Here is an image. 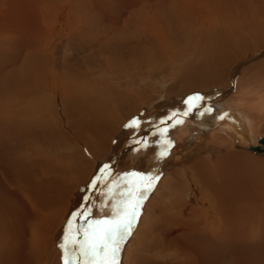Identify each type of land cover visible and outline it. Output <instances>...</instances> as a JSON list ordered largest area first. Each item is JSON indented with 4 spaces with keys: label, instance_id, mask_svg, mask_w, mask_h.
Segmentation results:
<instances>
[{
    "label": "bare ground",
    "instance_id": "1",
    "mask_svg": "<svg viewBox=\"0 0 264 264\" xmlns=\"http://www.w3.org/2000/svg\"><path fill=\"white\" fill-rule=\"evenodd\" d=\"M8 1H11L10 5L6 7L4 12H0V36L6 38L4 47L6 48V51L0 57V72L2 70H8L7 68H11L16 76L13 77L11 74L10 78L18 79L20 75L29 76L33 71V76L30 77H34L33 79H35V75H37L36 78L39 77V74L42 75L43 78L40 76V81L44 82L42 84L44 87L45 83L49 81L44 77L49 78L50 73L43 74L44 70L40 73V69H42V67L44 68L45 65V57L42 54L46 53V51H42V47L43 43H45V45L48 44L46 39L49 38V32H52L50 31V21L47 15H40L38 13V10L42 8L41 4H44V0ZM107 1L111 0H78V2L85 4L88 10L93 9L92 14L90 15H93L95 12L99 16H109L107 19H114V15L110 16L113 14V8L110 9L109 7L114 6L115 3H117L120 8V4H124L128 0H112L114 5H109V2V4H105ZM142 1L146 6L153 2H155V5L160 6L161 20L164 19L162 22H160L161 20L159 21L162 26L160 27L163 33L162 38L164 40L166 39V50L173 55L175 54V58L183 55L196 57L203 52H199V49L207 46L213 51L211 55H206L204 58L201 57L202 61L196 62L197 67L200 66L204 68V70L201 71L202 74H199L198 77L201 82L207 81L213 83L212 80L215 77L219 78L218 80L224 77L225 74L222 75L221 73L214 74V76L211 71L216 70V67L218 66L223 67L224 64L228 65L231 62L230 66H232L233 63L236 62L234 60L241 54V51L238 47V43L234 46V41L238 40L244 45H253L256 48L260 47L257 39L251 43L247 41V38L252 36V34L249 33L251 30L247 32L248 29L245 24H252L257 33L264 34V6L260 4L261 2L259 0H246L244 1L246 2L244 3L245 5L241 3L242 0H199V4L196 6L193 5L189 8L187 7L186 10L182 9L186 5H180V3L186 0H158V2L157 0ZM129 3H132V6H134L142 2L136 0L135 2H128L127 4L129 5ZM80 8H83L82 5H80ZM141 8L143 7L141 6ZM173 8L179 10H176L177 13H190L193 18L188 21L185 19L182 20L180 16L174 14V10H171ZM194 11L198 12L195 14ZM88 14L89 13L86 15ZM90 15L88 16L90 17ZM241 17H243V19H240L239 23L234 21L235 18ZM151 18H153V16ZM101 20L105 19L100 18L95 22L98 23L99 21L101 22ZM154 24L156 25V22ZM238 24V28L241 30L240 34H236ZM87 26L89 25L78 29V32L83 33L85 37H88V35H85L88 34L89 31H87ZM171 31L173 34L178 31L181 36H168L167 33H170ZM230 31H232L235 37H233ZM75 32L77 33V31ZM76 33L74 35H76ZM78 36L80 35L78 34ZM236 36H238V39H236ZM167 37H169L168 42ZM202 40L205 41V46L200 44ZM24 48L28 49L29 55L32 57L33 62L36 63L38 71L33 69L31 64L28 63L26 57L23 56L22 51ZM202 55H204V53H202ZM21 58L22 61L18 63ZM179 60L180 58L178 61ZM83 64L85 65L84 61H82V65ZM182 66H187L189 68V63L186 62V64ZM74 69L75 68L71 70L68 69L66 74L64 73V78L66 79L62 80V82L59 81L60 84H57L56 82V84L53 85L56 87L53 90L54 97L56 98L55 92L58 95L61 93V104L64 110H67L71 114H73V111L75 113V111L78 110L76 108L79 107L77 95L80 93L78 91L82 87L80 85L81 83L79 84L76 80L81 79V77L86 80L88 77L86 71L82 72L81 69H76L75 73ZM185 70L186 69H184V71ZM78 71H80V73ZM8 72L7 74H3V76L6 77ZM46 73H48V71ZM253 76L254 79L251 80L261 79L260 88L248 93L237 92L240 86L248 82L247 80H250ZM234 77L235 75L233 74L230 77L231 81L227 84L233 86L232 83L234 82L235 86L237 85L238 87L234 86L237 88V93L235 92L234 94L230 93L231 95H225V98L219 97L220 95L217 93L214 97L216 100L213 102L217 103L219 110L215 114L210 115L208 118L209 120H200V118H196V121H194L190 119V121H186L180 126H177V129L174 131L176 133L175 147L172 149V153L170 152L171 156L175 160L179 159V163L181 164H186L191 160L190 168L194 171L195 177L197 178L196 180L205 187L203 194L206 199L213 197V195L218 199L219 212L223 217V220L222 218L221 220L225 221L218 234L213 232L214 226L211 227L212 229L210 228L212 223L208 220V223H204V231H199L192 235L194 240L204 243L202 247L195 246L194 244L192 245L193 247H196L200 258L202 259V264H264V208L258 206V204L264 202V164L260 163L261 161H253L251 160L252 158L249 159L246 155L239 152H233L231 155H226V158L220 160L222 162L219 161L215 166H212L208 162L211 153H217L216 159L218 158L219 149L222 148L220 146V144L223 143L222 141H225L226 144L231 143L232 147L236 146L238 140L251 143L252 136L257 135L256 133L260 131V128H264V57L251 63V65L241 73L238 81L234 80ZM181 79L183 81V78ZM0 81L3 80L0 79ZM189 85L191 84L188 83V86ZM183 88H185V86ZM94 91H97V88H95ZM43 94L44 97L42 96L41 99L49 98V101L45 104V111L48 107H52L50 105L56 100H54L53 96H49L45 93ZM104 94L105 93H101L100 96L96 97H98V100L99 98H102L104 101L108 100L111 103H114V96L106 99ZM74 95H76L75 98L73 97ZM24 97L26 96H21L18 100H21ZM4 100H7L8 102L11 99L0 98V101L4 102H2V105L6 103L3 107L10 109L11 107L7 106V102ZM77 103L78 105H76L73 111L71 109L69 110V108H72V106ZM58 106H60L59 103ZM191 109L195 112L193 108ZM205 109H211V107L209 106ZM205 109H202V111L204 112ZM163 112H165V108L163 109ZM13 113L18 114L17 111ZM53 116L55 115H36L34 118H31L30 121H24V119H27L25 117L23 121L16 117L6 123L5 120H0V133L4 131L3 129L5 127H8L14 132L13 136L19 135L16 166L10 170H4L3 164L0 165V173L2 175L3 172L8 173L7 179L0 177V264H63L66 252L61 245L64 244L67 245V255L69 258L72 253H75L74 256H77V252L73 250L75 246L72 241L74 239H80V236H77L76 230L78 224L80 225L79 227L83 225V218L76 216L75 220L78 222L75 225H73V222H71L72 220L69 218L70 222L68 221V225L59 232L57 231L56 224L59 220L58 217L62 214V210L64 209V204L67 200L66 197L70 190L69 187L71 186L68 175L72 174V170L79 173L82 171V168L75 170V167L71 169L68 165H64V167L59 165L61 163L53 165L49 158H47L48 156L46 157L47 151L57 148L60 143L65 144L64 142H68V138L64 131L65 129L63 130L60 125H57L58 123L54 120L56 117ZM94 116L95 117L91 120H85L86 134L84 137L91 139V142H93V140L95 142L99 141L105 146L107 138L111 133H109L106 123L102 120V115L94 113ZM221 117H223V119H221ZM83 119L82 121L84 122ZM43 120H46L45 123L47 126L41 125V121ZM207 121H215L217 128L210 134L205 135V128L202 125L206 124ZM193 130L195 131L194 133H192ZM240 132L242 133V137L240 136ZM36 133L40 134L37 135ZM170 133V130H163L155 136L154 139L150 138V141L146 146L144 145L142 147L143 150L139 153L142 154V156L137 157V159L140 158L139 160H133L129 157V161L124 164V172L126 175L124 173L121 183L118 184V195L108 197V195L100 194L97 197L96 203L91 206L92 216L90 217V220L111 217V204L120 199L121 193L127 196L129 191L134 194L140 191H145L148 187H152L151 183H153V185L155 184L153 178L155 177L156 172H161V174L164 172L167 174V172H169L168 166L172 163L167 162L168 155L165 156V148L169 143ZM102 135H104L106 139H102ZM194 136L196 137L195 141L190 142L191 138ZM38 137L41 138L43 145L41 147L37 145L31 146L30 143L35 142ZM141 139L139 140L140 145L142 144ZM0 140L1 145L3 140V136L1 135ZM189 142L190 144L194 143L193 150L190 148L187 150L186 146ZM22 143H25V145L23 144L22 146ZM130 143L122 146H130ZM139 143H137V145H139ZM258 143L259 144L257 145L256 143L250 145L259 146L261 149H264V144L260 143L259 140ZM93 146L94 144L92 147ZM134 146H136V144ZM222 149L224 151V148ZM200 150L203 151V153H200L204 154L203 156L198 153ZM151 152L154 153L150 155L149 158H146V153ZM257 153L264 156L263 151ZM47 155H49V152ZM79 155L81 156L83 154ZM133 155H135V153ZM198 155H200V157ZM22 159H26V161ZM116 159L117 158L114 160ZM29 161L33 162V165L34 163H36V165H41L42 169L45 171H52V177H46L48 179L47 181L51 180L53 182L58 176H61L65 180V183H67L66 187L63 188V184L59 189L52 188L50 190H44L42 185H37L38 182L35 181L37 177H42V174L37 173H30L34 178L32 181H26L24 165ZM118 161L119 159L116 160V162ZM107 162L108 161L104 164ZM112 162L114 161L112 160L111 164ZM27 165L30 166V164ZM163 168H166V170H163ZM142 169L144 171H142ZM63 170L65 172H63ZM141 171L146 174L145 179L140 185L137 178L141 177ZM169 173L172 178L179 177V171L177 169L172 170ZM125 185H127V187H125ZM56 186L57 184L55 187ZM113 189V185L108 187L110 193H112ZM45 192L47 194L44 195ZM96 194L98 195L99 192ZM136 200L137 197L133 195L131 204L134 205ZM150 207L151 204L149 205V208ZM138 208L136 209V212ZM82 209H79L78 207L77 210L81 211ZM135 219L136 217L132 220V225L135 224V221L137 220ZM167 220L169 221L171 218H167ZM186 221L188 222L190 220ZM147 223L151 225L154 223V220L148 219ZM177 223L178 221L174 219L168 222L167 226H172L173 228ZM53 226L54 234H52ZM129 232H132V228L131 231L129 229ZM128 235L125 239L129 238ZM147 243V239H137L131 244L127 264H139L142 262L144 254H147L148 252ZM122 250L121 246L118 259H121L123 256ZM59 253L61 258L58 256ZM145 263L148 264L149 262L145 261ZM194 263L195 261H192V264Z\"/></svg>",
    "mask_w": 264,
    "mask_h": 264
},
{
    "label": "rangeland",
    "instance_id": "2",
    "mask_svg": "<svg viewBox=\"0 0 264 264\" xmlns=\"http://www.w3.org/2000/svg\"><path fill=\"white\" fill-rule=\"evenodd\" d=\"M133 1L135 2L136 0H128L124 4L121 3L120 8L119 4L115 3L114 5L112 0L107 1L105 4L110 3L109 5H114L109 7L110 9L113 8V14L110 16L114 15V19H107L109 16H99L95 12L93 15H90L92 14L93 9L88 10L85 4L78 2V0H44V4H41L42 8L38 10V13L40 15H47L50 21V31L52 32H49V38L46 39L48 44L45 45V43H43L42 51H46V53L42 54L45 57V65L44 68L42 67V69H40V73L43 72V70V74L50 73L49 78L44 77L49 81H47V84L45 83V86L43 87L42 84L44 82L40 81V76L42 78L43 76L39 74V77L36 78L37 75H35V79H33L34 77H30L33 76V71L29 76L20 75L18 79L10 78L11 74L13 77L16 76L11 68H7L8 70H2L0 72V79L3 80L0 81V98L11 99L8 101L9 103L7 100H4L7 102V106L11 107L10 109L3 107L6 103L2 105L3 101H0V120H5L6 123L17 117L23 121L25 117L27 119H24V121H30L31 118H34L36 115L48 116L54 114L55 116L53 117H56L54 120L58 123L57 125H60L63 130L65 129L64 131L68 138V142H64L65 144L60 143L57 148L51 149L52 151H47L46 157L48 156L47 158H49L53 165L61 163L59 165H62L63 167L64 165H68L71 169L75 167V170L82 168L81 172L78 173L72 170V174L68 175L71 186L69 187L70 190L66 197L67 200L64 204L65 206L62 210V214L58 217L59 220L57 224L55 223L58 232L68 225L69 218L72 220L71 222H73V225L78 222L75 220L76 216L74 215L79 212L77 210L79 207L78 202L80 197H82L83 194H87L89 190L90 197L92 198L91 203L89 205V203L86 204V201H84V206H93L100 194L108 195V197L118 195V184L121 183L123 179L122 176L125 173L124 164H126L130 158L133 160H139L140 158L137 159V157L142 156V154H139L142 152L141 150H143L142 147L144 145L146 146L150 141V138L154 139L155 136L163 131L152 130L155 121L154 115L158 116L164 114L168 108L174 107L175 103H177L183 96L198 91L204 94L203 99L200 100L195 107H192V105H186L184 108L183 105H180L181 109L187 110V115L192 113L191 117L188 116L184 122L190 121V119L196 121V118H200V120H209V116L215 114L219 110L217 103L213 102L216 100V98H214L216 94L218 93L220 95L219 97L222 98L224 97L222 96V93H225V95H231L234 94L238 88L237 85L235 86L237 88H235L231 86V84H227L231 81L230 77L234 74V80L238 81L241 73H243L251 63L264 57V34L257 33L252 24L245 23L248 29L247 32L251 30L249 33L252 34V36L247 38V41L251 43L257 39L260 47L256 48L253 45H244L238 40L234 41V46L238 43V47L241 51V54L234 60L236 62L233 61L234 63L232 66H230L231 62L228 65L224 64L223 67L218 66L216 67V70L211 71L212 75L221 73L222 75L225 74L224 77L220 78V80L215 77V80H212L214 84L207 81L201 82L198 77L199 74H202L201 71H203L204 68L200 66L197 67L196 62L202 61V58L206 55H211L213 51L207 46L200 48L199 52H203L196 57L183 55L175 58V54L173 55L166 50V39L164 40L162 38L163 33L160 28L162 26L159 23L161 20L160 6L155 5V2L151 4H149V2L147 3L149 5L146 6L142 0H138L142 3L136 4L137 6H132V3H129V5L127 4L128 2ZM198 1L199 0H186L180 3V5H186L182 8L186 10L187 7L189 8L193 5L196 6L199 4ZM244 1L246 0H242L241 3H246ZM259 1L261 2L260 4L264 6V0ZM10 3L11 1L9 2L8 0H0V12H4ZM80 5H82L83 8H80ZM141 6L143 8H141ZM171 10H174V14L180 16L182 20L185 19L188 21L193 18L190 13H177L179 10L176 8ZM197 12L198 11H194L195 14ZM87 13H89L88 15H90V17L86 15ZM150 15L151 17L153 16V18H151ZM100 18L105 20H101V22L103 21L102 23L100 21V23H96L95 21ZM240 19H243V17L235 18L234 21L239 23ZM163 20L164 19L160 22ZM155 22L156 25L154 24ZM86 25H89L86 27L87 31H89L88 34L85 35H88L90 38L85 37L83 33L78 32V29L83 28ZM238 26L239 24L237 25L236 34L241 33ZM75 31H77V33ZM75 33L76 35H74ZM230 33L235 37L232 31H230ZM78 34L80 36H78ZM167 35L171 37L176 35L178 37L181 36L178 31L175 34L171 31L170 33H167ZM5 39V37L0 36V57L6 51V48H4L6 43ZM236 39H238V36H236ZM168 41L169 37H167V42ZM200 44L205 46V41L202 40ZM202 53H204V55H202ZM22 54L26 57L28 63L31 64V67L38 71L36 63L33 62L27 48L23 49ZM179 58L180 60L178 61ZM21 61L22 58L18 63ZM82 61H84L85 65H82ZM186 62L189 63V68L187 66H182L185 65ZM73 68H75V73L76 69H81L82 72L86 71L88 75L86 80L82 79V77V80H76L79 84L81 83L80 85L82 86L78 91L80 93L77 95L79 107H76V105H78L77 103L74 104L72 108H69V110L71 109L73 111L76 107L78 109L75 111L77 116L74 111L73 114H71L67 110H64L61 104V93L58 95L55 92V98L53 91L56 88L53 85L56 84V82L57 84H60L62 80H65L66 78H64V76L66 72L68 69L71 70ZM184 69L186 70L184 71ZM47 71L48 73H46ZM7 72L8 75L6 77L3 76V74H7ZM78 72L80 73V71ZM181 78H183V81ZM251 79H254V76L251 77L250 80H247L248 82L240 86L237 92L248 93L259 89L261 86V79ZM188 83L191 85L188 86ZM182 84L185 88H183L184 86ZM231 87L233 88L231 89ZM95 88H97V91H94ZM43 93L53 96L54 100H56L50 105L52 107H48L45 111V104L49 101V98L41 99L42 96L44 97ZM101 93H105L104 95L106 96V99L114 96V103H111L108 100L104 101L102 98H99L98 100V97L96 96H100ZM21 96L26 97L18 100ZM73 97L75 98L76 95ZM58 103L60 106H58ZM205 105L207 107L210 106L211 111L203 112L202 109L207 108ZM157 106H163L165 112L160 111L154 114ZM144 108L146 109L145 114L143 115V118L139 120V127H127L126 130H123L122 128L126 125L124 123L134 117L138 112H141ZM191 108H193L195 112H193ZM15 111H17L18 114L13 113ZM94 113L102 115V120L106 123L109 133H111L107 138L105 146L99 141L95 142L93 140V142H91V139L84 137L86 134L85 120L93 119L95 117ZM150 113L154 115L149 116ZM45 122L46 120L41 121V125L47 126ZM202 126L208 127L204 130L205 135L210 134L217 128L215 121H210L208 124L206 122V124H203ZM3 130L4 131L0 133V135L3 136L2 144L0 145V165L3 164L4 170H10L15 167L17 163L19 135L13 136L14 132L8 127H5ZM194 132L195 131L193 130L192 133ZM36 134L39 135L40 133ZM241 134L242 133L240 132V136L242 137ZM256 134V137L252 136L251 143L238 140L235 147H232L231 143L226 144L225 141H222L223 143L220 144V146L224 148V151L222 148L219 149L217 159V153H215L216 155L211 153L208 162L212 166H215L220 160L226 158V155H231L233 152H239L246 155L249 159L252 158L251 160L253 161H261L260 163L264 164L263 155L258 153L253 154L245 149L247 144H259V136H264V128H260V131ZM137 138H142L141 145L140 143L137 145V141L140 140ZM195 138V136L192 137L190 142L195 141ZM102 139H106V137L102 135ZM190 142L186 146L187 150L189 148L191 150L194 149V143L190 144ZM128 143H130V146L123 147ZM23 144L25 145V143H22V146ZM30 144L31 146L37 145L40 147L43 145L40 137ZM93 144L94 146L92 147ZM135 144L137 147L134 146ZM174 147L175 145H173L168 151L167 162L172 163L168 166V171L170 172L177 169L179 171V177L172 178L169 172H167V174L164 172L158 184L154 186L155 189L153 188V192L144 202L142 210L136 218L137 220L135 219V224L132 225L133 230L132 232H129V238L125 239L122 243L123 256H120L121 259L119 260L121 261H119V264H127L131 244L137 239L148 240V252L147 254H144L142 262L139 264H146L145 261H148V264H192V261H195L194 264H202V259L200 258L196 247H193L192 245L194 244L195 246L202 247L204 243L194 240L192 235L199 231H204V223H208V220L212 223L210 228L214 226L213 232L215 234L220 233V228L224 225L225 221H222L223 217L219 212L218 199L214 195L213 197L206 199L203 194L205 187L196 180L197 178L195 177L194 171L190 168L191 160L186 164L179 163V159L175 160L170 154ZM48 152L49 155H47ZM78 153L83 155L80 156ZM134 153L135 155H133ZM153 153L154 152L146 153V158H149ZM198 153H203V151L200 150ZM200 155L203 156L204 154ZM200 155L198 156L200 157ZM115 158H117L116 160L119 159V161L116 162V160H114ZM22 160L26 161V159ZM105 160L108 162L106 164L103 163L98 171L100 161L102 162ZM112 160L114 162L111 164ZM27 164H30V166ZM105 165H107V168H105ZM163 170H166V168H163ZM63 172L65 171L63 170ZM30 173L42 174V177H37L35 181L38 182L37 185H42L44 190H50L52 188L59 189L63 184V188L66 187L67 183H65V180L61 176H58L53 182L51 180L47 181L48 179L46 177H52V171H45L42 169L41 165H36V163L33 165V162L29 161L24 165L26 181L33 180L34 176H31ZM7 175V172H3V175L0 173V177L4 179H7ZM93 181L96 182L95 188L92 187ZM56 184L57 186L55 187ZM110 185L114 186L112 193L108 190ZM80 187H82V191H84L81 194L78 191ZM98 192L99 194L97 195L96 193ZM45 194L47 193L45 192L44 195ZM150 204L151 207L149 208ZM258 206L264 208V202L258 204ZM82 208L83 206L79 207V209ZM167 218H171V220L168 221ZM148 219L154 220V223L151 225L148 224ZM174 219L178 221V226L174 224L175 226L173 228L172 226L168 227L167 223ZM186 220L190 221L187 222ZM54 226L52 234H54ZM79 226L80 225L78 224V227ZM74 254L75 253H72V255H70V259L75 257ZM58 256L60 257V253Z\"/></svg>",
    "mask_w": 264,
    "mask_h": 264
},
{
    "label": "snow or ice",
    "instance_id": "3",
    "mask_svg": "<svg viewBox=\"0 0 264 264\" xmlns=\"http://www.w3.org/2000/svg\"><path fill=\"white\" fill-rule=\"evenodd\" d=\"M188 99L202 100L203 97L197 94ZM192 107H195V105H192ZM205 111H211V109H205ZM179 122L177 121V123ZM125 127H139V121L133 119ZM105 168H107V165H105ZM95 186L96 182L93 181L92 187L95 188ZM133 195L137 197L134 205L131 204ZM145 196V191L135 194L129 191L127 196L121 193L120 199L111 204V217L95 220H90L92 216L91 207L89 206L91 198H88L89 205L84 206L81 211L74 214L77 217L83 218V225L76 230L77 236H80V239L72 241L75 246L73 250L77 252V256L70 259L67 255V245H61L66 252L63 264H119L118 256L122 243L129 234L132 220L136 215V209Z\"/></svg>",
    "mask_w": 264,
    "mask_h": 264
},
{
    "label": "water",
    "instance_id": "4",
    "mask_svg": "<svg viewBox=\"0 0 264 264\" xmlns=\"http://www.w3.org/2000/svg\"><path fill=\"white\" fill-rule=\"evenodd\" d=\"M259 142L264 144V136L259 138ZM251 148H253V150H255V151H257V152H260V151H263V152H264V149H261L259 146H253V147H251ZM99 165H101V164L99 163ZM83 192H84V191H82L81 193H83ZM83 195H84V194H83ZM82 204H84V201H83Z\"/></svg>",
    "mask_w": 264,
    "mask_h": 264
}]
</instances>
